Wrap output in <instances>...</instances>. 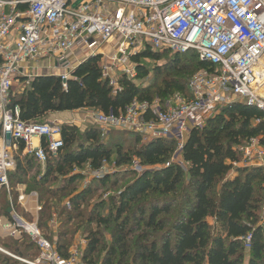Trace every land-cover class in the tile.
I'll list each match as a JSON object with an SVG mask.
<instances>
[{
  "label": "trees",
  "instance_id": "1",
  "mask_svg": "<svg viewBox=\"0 0 264 264\" xmlns=\"http://www.w3.org/2000/svg\"><path fill=\"white\" fill-rule=\"evenodd\" d=\"M165 57L169 58V64L162 67L159 62ZM145 59L154 61L158 75H165L167 70L176 73L163 80L158 90L161 101L175 94L187 96L189 82L182 76L209 68V64L200 62L194 54L170 57L145 49L132 57L137 78L120 76L119 89L115 92L103 79L102 57L96 55L76 69L67 89L58 77L39 76L24 92H13L11 106L20 108L22 121L36 124L47 123L46 117L50 113L86 109L118 115L135 100L154 101L150 88L144 87L151 73L150 67L142 63ZM131 135L134 145L126 149L123 144L112 146L105 142L102 130L96 125L81 131L77 125L63 124L64 147L57 157L49 158L44 174L33 157L23 156L25 144L20 142L17 169L9 176L10 192L5 188L0 192V219L11 220L9 210L12 205L17 213L20 211L19 192L15 196L11 182L33 189L26 190L27 194L37 191L35 193L42 195V201L48 196L62 202L67 190L83 178L80 173L74 174L75 168L88 165L98 170L104 162L113 159L117 167H128L134 158H138L146 171L142 174L129 171L134 178L111 198L112 212L108 216L101 214V210L108 207L106 201L97 203L88 215L81 211L89 190L77 191L67 197L71 210L65 225L77 219L99 227L113 225L106 264H264V226L260 224L264 210V167L242 165V156L238 152L240 146L254 138L264 146V111L243 103L221 108L203 128L191 132L182 151L183 164L170 162L176 150L174 140L144 142L139 134ZM45 145L43 141V147ZM35 168L38 172L30 178ZM55 175L63 176L65 184L59 189H46ZM99 183L108 185L114 181L109 178ZM4 196L7 203L2 207ZM48 206L49 200L39 212L41 220L45 218ZM60 215L50 214L47 218L49 228L54 216L58 224ZM38 227L56 246L58 254L69 260L72 248L64 242V234L60 233L57 242H53ZM248 236L251 237L249 249L245 242ZM103 237V233L93 230L86 236L88 244L83 259L87 264H94ZM23 238L28 244H24ZM6 240L13 241L14 245L5 244L1 249L12 251L8 253L15 257L35 261L40 255L39 248L27 235ZM0 264L25 263L0 251Z\"/></svg>",
  "mask_w": 264,
  "mask_h": 264
},
{
  "label": "built area",
  "instance_id": "2",
  "mask_svg": "<svg viewBox=\"0 0 264 264\" xmlns=\"http://www.w3.org/2000/svg\"><path fill=\"white\" fill-rule=\"evenodd\" d=\"M145 49L170 57L194 54L209 68L191 77L187 96L135 100L118 115L96 113L93 123L103 133L139 134L144 142L172 139L182 154L191 131L203 128L221 108L243 103L264 111L258 93L264 82L258 72L264 58V0H0V192H10L20 142L25 144L23 156L33 157L42 174L49 158L64 147L61 124L22 121L20 108L11 106L15 83L24 92L36 77L54 75L67 89L76 69L101 55L103 79L117 92L120 76L137 78L132 57ZM47 62L53 65L44 73L41 64ZM238 152L242 165L264 167V146L258 138ZM127 170L142 174L146 167L134 158ZM111 171L104 162L98 170L87 165L75 168L74 174L88 173L98 180ZM29 200L36 201L39 214L37 193L18 197L21 205ZM66 206L71 209L69 202ZM10 215L8 236L27 235L40 255L28 261L2 252L25 264H79L80 250L72 249L65 260L38 225L22 219L13 205ZM260 224L264 226V210ZM245 242L249 249L251 237Z\"/></svg>",
  "mask_w": 264,
  "mask_h": 264
},
{
  "label": "rangeland",
  "instance_id": "3",
  "mask_svg": "<svg viewBox=\"0 0 264 264\" xmlns=\"http://www.w3.org/2000/svg\"><path fill=\"white\" fill-rule=\"evenodd\" d=\"M145 65L149 66L151 69L150 77L146 80V83L144 84V87L150 88V93L152 94L153 100L159 99L158 95V90L162 87L163 85V80L168 78L169 76H173L176 73H173L171 70L164 71L165 75H158L156 74L154 67L156 64L154 61L145 59L142 61ZM169 64V58L165 57L163 58L160 62L159 65L162 67H165L166 65ZM163 72V71H162ZM196 73V72H195ZM195 73H186L184 74L183 79L186 80L188 83L191 77ZM21 84L20 83H15L13 87V92L20 91L21 92ZM81 114V113H80ZM77 120V118L75 119ZM70 125H77L81 131H84L87 127L92 126L94 124L83 121V120H77L74 123H71ZM132 134V133H131ZM129 134L128 132H110V133H103L104 141L109 143L110 145H115V144H123L125 148L127 149L128 146L134 145V137L133 135ZM139 138H142V136L139 135ZM132 145V146H133ZM170 162L172 163H181L183 164L182 161V154L179 152L176 148L175 153L173 157L171 158ZM110 165V169L113 170L110 172V174H107L104 178L101 179H93L92 176L88 173H82L83 178L77 180L66 192V198L64 201L60 202L59 200H53L49 199L48 196H44L43 201L41 200V196L38 193V201L41 207L45 206V203L48 202L49 200V208L47 209V212L45 213V218L41 220V216L37 214V212H31L32 214L26 215L25 213L21 212V209L19 208L20 211L18 213L24 216L29 222L31 223H36L39 225L43 232L49 236V238L53 242H57L58 238L57 236L62 233L65 236V241L68 246H70V249H78L80 250V257H79V264H87L84 259H83V252L85 250V247L88 244V241L86 240V236H88L89 231H100L101 233L104 234L103 240H102V245L99 248L97 254L95 255L93 262L94 264H106V262L109 260L108 259V253H109V247L111 246L112 242V231H113V225L110 224L109 226H97L96 224L88 225L86 224L85 221L82 219H77L74 222H72L69 225H65L66 222L68 221L69 218V209H64L66 207V203L68 201V196L71 193L74 192H79L83 190H89V195L87 198L82 202L81 206V211L85 212V215H88L91 213L95 207V205L99 202L106 201L108 202V207L106 209L101 210V214L103 216H108L112 210L110 209V203H111V198L116 197L118 195L119 191L125 187L127 184H129L133 180V176L131 173L127 170V167H117L114 166L115 162L114 159L112 162L108 163ZM114 168V169H113ZM37 168L33 169L32 173L29 175L30 178L36 175ZM117 173H119V176H117ZM111 178L114 183H109L108 185H104L103 183H99V181H103L105 179ZM27 181H29L27 179ZM51 183L48 184L46 189H59L64 183V177L61 175H55L51 178ZM27 186V185H26ZM17 186L16 183L11 182V188L13 190V193L15 196H17L19 191H22L23 189L26 191H30L33 189L28 188V186ZM19 190V191H18ZM24 191V192H25ZM37 192V191H35ZM26 193V192H25ZM44 195V193H43ZM7 203L6 197L4 196L1 200V206H5ZM32 209V208H29ZM61 213L60 215V220L58 222V225L56 228L50 227L47 225V219L50 214L53 213ZM74 213V212H72ZM76 214H78V211H75ZM85 231V232H84ZM75 232V233H74ZM74 233V234H73ZM5 234H8L6 232ZM24 244H28V241L26 238H23ZM5 244H11L14 245V242L11 240H6L0 238V249H4ZM12 252V251H8ZM246 256H248V252L246 253ZM247 261V257H246Z\"/></svg>",
  "mask_w": 264,
  "mask_h": 264
},
{
  "label": "crops",
  "instance_id": "4",
  "mask_svg": "<svg viewBox=\"0 0 264 264\" xmlns=\"http://www.w3.org/2000/svg\"><path fill=\"white\" fill-rule=\"evenodd\" d=\"M52 65H53V62H47V63L41 64V67L43 68L44 73H48L47 68L52 67ZM262 77L263 76H261L259 79L264 80V77L263 78ZM262 83H263V85L260 88V90L264 92V82H262ZM261 97L264 99L263 95H261ZM98 112L99 111H97V110L86 109V110H80V111H75V112L50 113L46 117V121H47V123H59V124L63 125V124L74 123L77 120H83V121H87V122L94 124L93 123V116ZM76 118H77V120H75ZM35 145L36 146L39 145L38 140H35ZM24 191H25L24 189L22 191H19V195L20 194H26L27 195V193H25L26 191L25 192ZM18 204H19V202H18ZM36 204H37L36 201L29 200L26 204H22V205L19 204V206L26 215H30V214H32L31 212L36 211ZM29 208H32V209H29ZM9 215H10V212H9ZM10 218H11V220L7 217H2L0 219V238H2V239H6L9 237L8 234H5L6 233L5 226L12 221L13 218L11 217V215H10ZM21 218L24 220L26 219L24 216H21ZM21 238L22 237L14 238V239H21Z\"/></svg>",
  "mask_w": 264,
  "mask_h": 264
},
{
  "label": "bare ground",
  "instance_id": "5",
  "mask_svg": "<svg viewBox=\"0 0 264 264\" xmlns=\"http://www.w3.org/2000/svg\"><path fill=\"white\" fill-rule=\"evenodd\" d=\"M258 72H260V77L261 76H263L264 77V58L262 59V61H261V63H260V66L258 67ZM259 77V78H260ZM262 77V78H263ZM258 93H259V95L261 96V95H263L264 96V92L263 91H261L260 89L258 90Z\"/></svg>",
  "mask_w": 264,
  "mask_h": 264
},
{
  "label": "water",
  "instance_id": "6",
  "mask_svg": "<svg viewBox=\"0 0 264 264\" xmlns=\"http://www.w3.org/2000/svg\"><path fill=\"white\" fill-rule=\"evenodd\" d=\"M74 73H75V72H74ZM49 76H54V75H49ZM193 130H194V129H193ZM193 130H192V131H193ZM192 131H191V132H192ZM9 212H10V211H9Z\"/></svg>",
  "mask_w": 264,
  "mask_h": 264
}]
</instances>
